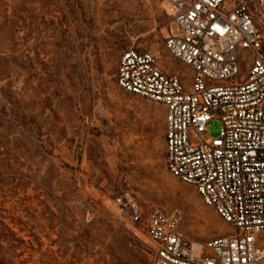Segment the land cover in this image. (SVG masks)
I'll use <instances>...</instances> for the list:
<instances>
[{
    "label": "rangeland",
    "instance_id": "374dc122",
    "mask_svg": "<svg viewBox=\"0 0 264 264\" xmlns=\"http://www.w3.org/2000/svg\"><path fill=\"white\" fill-rule=\"evenodd\" d=\"M161 0H0V264H143L114 197L181 209L182 231L230 226L166 169L164 108L116 83L128 47L160 50ZM183 80L189 82V74ZM221 122L207 125L210 136Z\"/></svg>",
    "mask_w": 264,
    "mask_h": 264
},
{
    "label": "built area",
    "instance_id": "2783aa9c",
    "mask_svg": "<svg viewBox=\"0 0 264 264\" xmlns=\"http://www.w3.org/2000/svg\"><path fill=\"white\" fill-rule=\"evenodd\" d=\"M170 15L162 48L186 66L170 71L160 50L128 47L116 83L164 108L166 169L193 186L231 230L206 239L181 229V209L114 202L144 231L143 264H264V0H161ZM221 122L210 136L207 125Z\"/></svg>",
    "mask_w": 264,
    "mask_h": 264
}]
</instances>
